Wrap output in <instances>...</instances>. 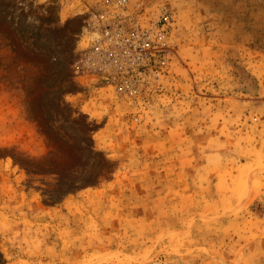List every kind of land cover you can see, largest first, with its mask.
<instances>
[{
    "label": "rangeland",
    "instance_id": "1",
    "mask_svg": "<svg viewBox=\"0 0 264 264\" xmlns=\"http://www.w3.org/2000/svg\"><path fill=\"white\" fill-rule=\"evenodd\" d=\"M0 264H264V0H0Z\"/></svg>",
    "mask_w": 264,
    "mask_h": 264
},
{
    "label": "built area",
    "instance_id": "2",
    "mask_svg": "<svg viewBox=\"0 0 264 264\" xmlns=\"http://www.w3.org/2000/svg\"><path fill=\"white\" fill-rule=\"evenodd\" d=\"M120 2L123 3V1H120ZM105 34H106V36H108L110 33L108 31H106ZM142 35H144V34H142ZM143 37L146 38V41H142L143 42L142 44H143L144 47L148 48L149 47V42L147 41L148 39H147L146 34Z\"/></svg>",
    "mask_w": 264,
    "mask_h": 264
}]
</instances>
